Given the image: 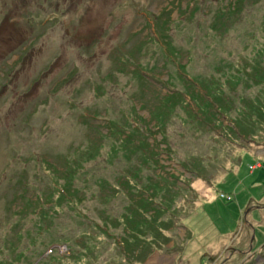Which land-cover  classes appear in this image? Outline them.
Segmentation results:
<instances>
[{"label": "rangeland", "instance_id": "374dc122", "mask_svg": "<svg viewBox=\"0 0 264 264\" xmlns=\"http://www.w3.org/2000/svg\"><path fill=\"white\" fill-rule=\"evenodd\" d=\"M263 248L264 0H0V264Z\"/></svg>", "mask_w": 264, "mask_h": 264}, {"label": "trees", "instance_id": "16d2710c", "mask_svg": "<svg viewBox=\"0 0 264 264\" xmlns=\"http://www.w3.org/2000/svg\"><path fill=\"white\" fill-rule=\"evenodd\" d=\"M172 32V27H170L169 29H165V33L166 34H169V33H171ZM157 36H159V34L157 33ZM166 44V43H165ZM171 54V53H170ZM171 56L173 57V58H175L176 60H177V57H175L174 55H172L171 54ZM131 68V67H130ZM120 69H121V71H122V68L120 67ZM144 69V68H143ZM121 73V72H120ZM152 74V73H151ZM156 75V74H155ZM154 75V76H155ZM157 75H159V74H157ZM138 76L139 77H141V78H143V79H145V81H146V83H148L149 84V86L150 87H154V88H156L155 86H158V84H160V83H158L157 81H155V80H152V79H150L149 77H147V76H145V75H143L142 73H139L138 72ZM190 79H192V78H190ZM114 80V79H113ZM115 81V80H114ZM156 83H158V84H156ZM200 84H198L197 82H194V81H192V82H190V84L192 85V89H194V90H196L200 95H202V91H201V89L199 88V86L198 85H202L201 84V82H199ZM161 85V84H160ZM162 86V85H161ZM175 92L174 93H172V92H170V90H166V91H160V92H158L157 94H155V98H156V101H158V103L160 104V105H167V103L165 102L166 100H169L170 98H172V99H174V98H177L178 100H183L184 102H188V99H187V95H185V93H176L177 91L176 90H174ZM148 93H146V94H144L143 96H142V100H143V98L145 97V95H147ZM188 94V93H187ZM189 95V94H188ZM190 96V99H191V94L189 95ZM154 98V99H155ZM141 100V101H142ZM213 100V99H212ZM177 105V104H176ZM168 106V105H167ZM219 106V105H218ZM155 111H156V109H155ZM221 111H222V109H220V107H218V109H216V111H215V113H216V115H221ZM162 115V114H161ZM206 119V118H205ZM155 149V148H154ZM62 193H63V187H62V190L61 189H59ZM64 191H66V190H64ZM67 192V191H66ZM67 195H70L69 193H66Z\"/></svg>", "mask_w": 264, "mask_h": 264}, {"label": "crops", "instance_id": "0c3cea01", "mask_svg": "<svg viewBox=\"0 0 264 264\" xmlns=\"http://www.w3.org/2000/svg\"><path fill=\"white\" fill-rule=\"evenodd\" d=\"M172 259V256L169 255H165V256H155L153 257L150 262L155 263V264H163V263H167Z\"/></svg>", "mask_w": 264, "mask_h": 264}, {"label": "flooded vegetation", "instance_id": "af4514ba", "mask_svg": "<svg viewBox=\"0 0 264 264\" xmlns=\"http://www.w3.org/2000/svg\"><path fill=\"white\" fill-rule=\"evenodd\" d=\"M245 250H247V249H245ZM263 251H264V248L261 249L259 253L255 252V254H256V255H255V256H256L255 258H254L253 255L251 256V257H253V259H254V262H253L254 264H255V261H257V260L259 259V257H260L259 254H260V255L264 254ZM251 257H250V258H251ZM250 263H251V262H250ZM251 264H252V263H251Z\"/></svg>", "mask_w": 264, "mask_h": 264}, {"label": "built area", "instance_id": "2783aa9c", "mask_svg": "<svg viewBox=\"0 0 264 264\" xmlns=\"http://www.w3.org/2000/svg\"><path fill=\"white\" fill-rule=\"evenodd\" d=\"M261 164L260 163H257L256 165H250V167L252 168V169H254L256 166H260ZM228 199L229 200H232V197L231 196H228Z\"/></svg>", "mask_w": 264, "mask_h": 264}, {"label": "water", "instance_id": "95a60500", "mask_svg": "<svg viewBox=\"0 0 264 264\" xmlns=\"http://www.w3.org/2000/svg\"><path fill=\"white\" fill-rule=\"evenodd\" d=\"M253 239H254V236H253L252 240H253ZM252 247H253V246H251L250 249H252ZM250 249H248V250H250ZM246 251H247V250H245L243 253H245Z\"/></svg>", "mask_w": 264, "mask_h": 264}]
</instances>
